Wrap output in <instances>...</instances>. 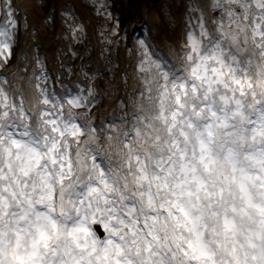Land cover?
Listing matches in <instances>:
<instances>
[{"label": "snow or ice", "instance_id": "obj_1", "mask_svg": "<svg viewBox=\"0 0 264 264\" xmlns=\"http://www.w3.org/2000/svg\"><path fill=\"white\" fill-rule=\"evenodd\" d=\"M58 11L63 67L83 33ZM56 15L0 0V264H264V0H184L174 53L115 20L134 59L112 122L92 83L49 84L39 44L16 55Z\"/></svg>", "mask_w": 264, "mask_h": 264}, {"label": "rangeland", "instance_id": "obj_2", "mask_svg": "<svg viewBox=\"0 0 264 264\" xmlns=\"http://www.w3.org/2000/svg\"><path fill=\"white\" fill-rule=\"evenodd\" d=\"M19 2L27 5L32 22L42 21L44 12L48 11L49 7L55 6L57 15L54 28L42 31L35 40L30 33L21 30L14 49L16 55L18 56L21 50H25L29 56H32L30 46L39 44L40 53L46 58L48 70L53 77L49 80V84L58 92L64 91L62 85L76 92L92 83L96 96V102L91 109L94 118L104 111L112 110L109 109L112 107L119 110L117 101L120 93L125 92L126 89L124 74L128 73L131 76L132 73L134 57L126 51V41L121 39L117 48L114 43L106 39L115 20L120 21V32L121 34L126 32L129 40L137 35H151L154 47L158 45L159 48L174 53V45L182 27L184 4V0H107L113 19L106 20L102 9L100 13L96 11L97 5L102 0H19ZM40 4H47L48 7L41 9ZM61 5L72 8L75 20L83 33L82 41L75 44L80 55L70 57V54L66 53L62 57L65 61L63 67L59 64L57 53L68 41L60 35L61 14L58 9ZM172 16L177 18L175 23L171 22ZM15 61L14 56L9 66H13ZM69 64L72 66L71 73L68 72ZM84 71L96 72L97 75L94 80H90L84 75ZM57 73L62 75L57 76Z\"/></svg>", "mask_w": 264, "mask_h": 264}, {"label": "trees", "instance_id": "obj_3", "mask_svg": "<svg viewBox=\"0 0 264 264\" xmlns=\"http://www.w3.org/2000/svg\"><path fill=\"white\" fill-rule=\"evenodd\" d=\"M58 87H59V86H58ZM59 89L63 90L62 88H59ZM124 93H125V92H121V93H120V97H121L122 95H124ZM109 109H112V110H108L107 112L104 111V112H102V114L99 113L100 116H97V117L95 118V120L98 119L97 122H99V121H101V120L103 119V120H105L106 122H112V120H113L114 117H116V118L119 117L120 113H119V110H117L116 107H112V108H109ZM96 110H97V109H96Z\"/></svg>", "mask_w": 264, "mask_h": 264}, {"label": "water", "instance_id": "obj_4", "mask_svg": "<svg viewBox=\"0 0 264 264\" xmlns=\"http://www.w3.org/2000/svg\"><path fill=\"white\" fill-rule=\"evenodd\" d=\"M101 231H102V228H101Z\"/></svg>", "mask_w": 264, "mask_h": 264}]
</instances>
